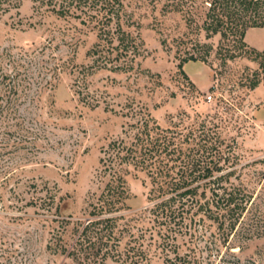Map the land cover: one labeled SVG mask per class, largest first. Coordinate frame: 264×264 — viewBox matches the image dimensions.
<instances>
[{"label":"rangeland","instance_id":"374dc122","mask_svg":"<svg viewBox=\"0 0 264 264\" xmlns=\"http://www.w3.org/2000/svg\"><path fill=\"white\" fill-rule=\"evenodd\" d=\"M45 1L0 0V264H77L67 251L109 177L100 158L111 140L129 145L143 118L194 158L223 150L219 164L251 196L240 224L249 230L227 237L205 209L175 195L184 187L151 199V170L115 164L128 197L98 214L116 221L95 229L99 254L107 251L97 264H264V85L250 90L241 79L256 63L220 65L219 35L201 28L203 0H119L131 46L121 52L114 40L101 57L87 52L104 10L59 16ZM244 40L262 49L264 28H248ZM196 41L212 45L207 62L179 68ZM184 153L161 155L158 180L191 178Z\"/></svg>","mask_w":264,"mask_h":264},{"label":"trees","instance_id":"16d2710c","mask_svg":"<svg viewBox=\"0 0 264 264\" xmlns=\"http://www.w3.org/2000/svg\"><path fill=\"white\" fill-rule=\"evenodd\" d=\"M45 2L50 5L49 9L59 16L74 14L77 10L84 11L82 10L84 6L90 8L98 5L99 9L104 10L101 17L96 18L98 40L88 50L89 55L98 54L101 57L105 47L106 49L114 47V40H117L115 48H120L121 52L127 51L131 46L128 34L121 28V4L119 0H46ZM202 4L205 10L201 28L205 31L206 37L219 35L214 53L220 60V65L242 57L254 61L256 63L255 68H245L243 76H241L242 84L250 90L259 84L264 85V47L260 50L255 49L248 46L244 40L248 28H264V0H203ZM114 18L116 27L112 31L108 26ZM192 49L193 52H189L188 56L179 61V68L182 67L183 62L188 60L207 62L213 47L209 43L196 41ZM103 57L106 58V56ZM193 130L191 129L185 137L192 136ZM173 138L174 136L160 130L159 126H150L149 118H143L139 120L137 130L129 145L122 139L111 140L108 143L107 150L105 149L107 157H101L100 162L108 171L109 177L103 191L97 198L98 204H95L89 213L91 218L82 224L76 240L71 249L67 251V254L76 260L77 264H97L99 263L97 257L107 255L106 250L102 255L99 254L101 245L105 243H101L103 236L102 234L98 236L95 229L101 225L102 228L100 229L111 231L116 217L111 215L100 217L98 214H110L119 210L121 203L128 197L123 177L117 168L118 166H114L124 162L134 163L136 166L140 165L141 168L151 170L150 176L153 184L149 191L151 199L159 198L169 190L176 192L177 189L184 187L175 195L187 196L185 200L190 201L189 204L195 201L198 204V209H205V213L217 223L218 228L223 229L226 236L232 233L236 234L238 228L241 232L249 230L245 226L240 227V224L243 214L247 211L251 196L241 184L233 183L230 180L234 169L229 170L228 167L223 169L222 164H219L221 159L224 163L228 159L227 156L223 157V150L214 145L211 146V148L214 147V152H209L203 158H201V154L194 158L193 155L195 154L192 148L188 153L182 152L181 147L177 148V145L174 144ZM176 152L177 159L182 157L181 153H184L185 157H191L192 160L189 161L188 159L184 162L186 169L190 170L188 175L191 178L182 182L158 180L162 170L156 162L162 161V154L171 156ZM200 179H204L203 183L193 184L194 181ZM200 187L202 188L200 195L205 198L203 202L200 197H196ZM206 189L210 192L209 196H206ZM175 195L155 203V206L160 207L174 199ZM63 250L65 251V248Z\"/></svg>","mask_w":264,"mask_h":264}]
</instances>
